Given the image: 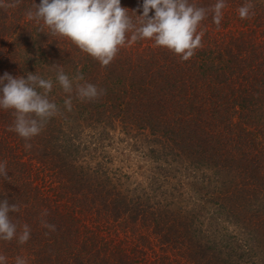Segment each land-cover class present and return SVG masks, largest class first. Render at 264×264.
<instances>
[{"label":"trees","instance_id":"1","mask_svg":"<svg viewBox=\"0 0 264 264\" xmlns=\"http://www.w3.org/2000/svg\"><path fill=\"white\" fill-rule=\"evenodd\" d=\"M191 2L207 8L216 0ZM245 2L226 0L219 28L211 15L202 22L203 48L188 61L150 40L129 41L106 68L70 41L40 32L26 16L33 0L0 7V77L37 72L53 79L49 98L61 114L29 143L34 158L56 171L69 192L58 202L42 192L14 146L4 142L7 132L19 148L25 145L8 131L11 112L0 109V162L7 161L12 177L0 178V200L19 204L20 212L10 215L31 228L24 245L0 241L7 264L17 256L28 264H135L97 233L98 219L135 232L139 224L167 253L166 264H264V0H251L255 16L241 20L237 9ZM142 4L121 0L122 7L139 9L137 15ZM232 17L241 29L230 27ZM52 65L70 78L79 70L80 83L106 94L95 102L73 94L68 111ZM97 123L149 136L157 163L149 191L125 194L103 165L81 162L89 154L82 135ZM184 199L189 210L179 207ZM45 209L55 232L41 227Z\"/></svg>","mask_w":264,"mask_h":264},{"label":"clouds","instance_id":"2","mask_svg":"<svg viewBox=\"0 0 264 264\" xmlns=\"http://www.w3.org/2000/svg\"><path fill=\"white\" fill-rule=\"evenodd\" d=\"M21 2L12 0L5 3L0 0V7L16 8ZM226 8V0H216L207 8L191 0H143V14L137 15L139 9L130 11L121 6V0H41L40 4L33 0L26 16L38 25L40 32L70 41L82 53L106 68L129 41L150 40L157 48L188 61L203 48L202 22L211 15L213 23L219 28ZM152 10L154 17L150 16ZM237 11L241 20H250L255 16V5L251 0H246ZM52 67L57 69L56 82L67 94L64 105L68 111L72 109L73 94L81 102H95L106 94L104 89L94 84L80 83L85 78L79 70L70 78L61 65ZM53 87L51 77L45 79L37 72L27 73V78H14L8 73L0 77V109L11 112L14 121L8 131H14L25 141V150H30L32 145L29 141L40 135L51 119L61 114L60 107L49 98ZM0 178L11 182L7 161L0 162ZM18 212L19 204L9 203L7 198L0 200V241L10 243L16 240L24 245L30 240L29 225L14 222L10 215ZM47 215V209L43 210L41 227L55 232L56 226L45 219ZM0 264H7L5 255H0ZM15 264L28 262L17 256Z\"/></svg>","mask_w":264,"mask_h":264},{"label":"rangeland","instance_id":"3","mask_svg":"<svg viewBox=\"0 0 264 264\" xmlns=\"http://www.w3.org/2000/svg\"><path fill=\"white\" fill-rule=\"evenodd\" d=\"M229 23L230 27L236 30L242 28L239 21L233 17ZM85 130L82 138L89 146V154L86 153L87 157L81 161L84 165H103L102 167L107 168L109 176L114 177L113 180L118 184V188L125 194L149 191L148 187L154 176L157 163L150 151L151 146L147 134L131 133V135H126L118 125L112 129L110 124L106 123L93 124ZM3 138L7 145L14 146L15 151L29 169L32 179L42 186L43 193L49 195L56 202L65 201L69 197V192L65 190L60 175L56 174V171L41 165L42 162L34 158L31 150H25V146L21 142L17 141L21 145L20 148L15 145L14 141L16 140L11 134L6 132ZM50 165L53 166V164ZM191 195L190 192L187 197ZM183 202L179 207L189 210V201L184 199ZM85 215L86 213L82 217ZM86 223L91 227L93 225L91 221H86ZM93 228L104 239L113 242L121 251L132 257L135 264H166L167 253L149 239L147 231H141L142 227L139 224L136 226L138 231L135 232L132 231L135 229H122L121 225L115 227L105 223L103 219H98Z\"/></svg>","mask_w":264,"mask_h":264}]
</instances>
